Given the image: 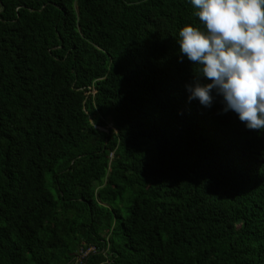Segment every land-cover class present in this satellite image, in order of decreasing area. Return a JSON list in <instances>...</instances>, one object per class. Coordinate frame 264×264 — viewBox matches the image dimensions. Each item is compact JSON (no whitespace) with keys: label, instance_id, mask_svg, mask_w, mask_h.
<instances>
[{"label":"trees","instance_id":"obj_1","mask_svg":"<svg viewBox=\"0 0 264 264\" xmlns=\"http://www.w3.org/2000/svg\"><path fill=\"white\" fill-rule=\"evenodd\" d=\"M193 12L0 0V264H264V132L189 100Z\"/></svg>","mask_w":264,"mask_h":264},{"label":"clouds","instance_id":"obj_2","mask_svg":"<svg viewBox=\"0 0 264 264\" xmlns=\"http://www.w3.org/2000/svg\"><path fill=\"white\" fill-rule=\"evenodd\" d=\"M199 26L179 29V54L193 66L189 100L236 113L264 132V0H190ZM210 81V82H209Z\"/></svg>","mask_w":264,"mask_h":264},{"label":"water","instance_id":"obj_3","mask_svg":"<svg viewBox=\"0 0 264 264\" xmlns=\"http://www.w3.org/2000/svg\"><path fill=\"white\" fill-rule=\"evenodd\" d=\"M109 132V129H106Z\"/></svg>","mask_w":264,"mask_h":264}]
</instances>
